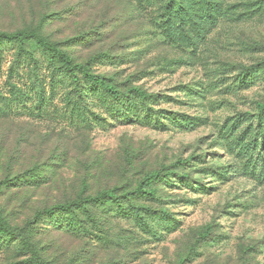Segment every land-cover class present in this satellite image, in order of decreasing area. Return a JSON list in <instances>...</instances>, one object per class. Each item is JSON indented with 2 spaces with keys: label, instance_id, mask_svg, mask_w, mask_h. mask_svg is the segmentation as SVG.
<instances>
[{
  "label": "rangeland",
  "instance_id": "1",
  "mask_svg": "<svg viewBox=\"0 0 264 264\" xmlns=\"http://www.w3.org/2000/svg\"><path fill=\"white\" fill-rule=\"evenodd\" d=\"M210 1L214 23L172 41L152 1L0 0V33L154 96L121 109L0 45V264H264V0ZM151 172L154 199L45 214Z\"/></svg>",
  "mask_w": 264,
  "mask_h": 264
},
{
  "label": "trees",
  "instance_id": "2",
  "mask_svg": "<svg viewBox=\"0 0 264 264\" xmlns=\"http://www.w3.org/2000/svg\"><path fill=\"white\" fill-rule=\"evenodd\" d=\"M147 3H160L161 10V27H164V33L172 40H180L184 34L192 33L194 36L203 29V26L212 24L215 18L212 15L214 3L210 0H144ZM205 9L210 11V17L205 13ZM213 19L210 20V18ZM182 39H185L182 38ZM32 43L36 50L40 51L48 64H59L61 73L67 77L73 84L79 87L81 81L85 86H88L92 91L102 95L108 101L114 102L121 109H136L141 105L145 110V103L151 102L154 96L147 93L145 90L138 87H129L125 93L120 92L110 83V80L92 72L89 63L76 64L71 58L62 53L56 45L51 43L46 37L32 31H17L14 33H0V45L13 44L20 48V51H25L27 44ZM264 66V63H263ZM259 125L264 127V103L258 106ZM260 118V117H259ZM258 136L261 140L264 139V128L259 132ZM162 170H167L163 168ZM30 174V171H27ZM172 175V173H169ZM169 175H165L168 177ZM162 175L160 172H151L146 174L135 190L126 193L123 196L117 197L114 191H103L97 193L94 197L78 198L74 202L56 205L45 211L47 216L53 214L72 215L76 211L87 213L86 207H103L107 203H114L117 207L120 202H129L133 197H141L154 199L155 191L152 188L153 183L159 181ZM186 178V177H184ZM134 216L140 215V210L132 208ZM209 233L208 229L205 230Z\"/></svg>",
  "mask_w": 264,
  "mask_h": 264
}]
</instances>
